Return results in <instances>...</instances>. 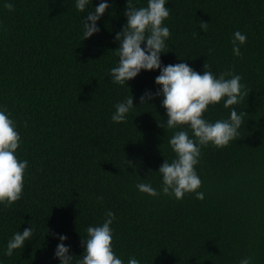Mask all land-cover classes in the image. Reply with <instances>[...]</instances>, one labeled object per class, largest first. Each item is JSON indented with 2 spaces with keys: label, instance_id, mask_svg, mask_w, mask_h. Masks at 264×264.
Returning a JSON list of instances; mask_svg holds the SVG:
<instances>
[{
  "label": "trees",
  "instance_id": "obj_1",
  "mask_svg": "<svg viewBox=\"0 0 264 264\" xmlns=\"http://www.w3.org/2000/svg\"><path fill=\"white\" fill-rule=\"evenodd\" d=\"M76 2L0 0V110L21 137L14 154L28 161L21 199L0 203V264H60L59 235L67 236L76 264L87 227L102 225L108 211L115 215L112 248L123 264H240L247 257L264 264V0L165 3L163 26L171 35L162 65L186 62L203 74L207 63L217 78L240 75L249 92L232 106L246 112L239 137L223 148L201 147L195 170L203 200L195 192L181 200L162 192L158 169L175 158L169 140L181 130L194 135L186 125L167 127L162 96L140 104L146 90L160 88L159 69L141 70L123 86L110 78L127 0H107L100 31L83 41L82 19L103 0H89L84 13ZM132 4L146 7L147 0ZM236 31L247 37L239 57L232 51ZM130 96L126 122L112 121L115 105ZM226 99L209 105L203 118L228 120ZM138 183L160 194L142 193ZM32 226L33 238L6 256L14 234Z\"/></svg>",
  "mask_w": 264,
  "mask_h": 264
},
{
  "label": "clouds",
  "instance_id": "obj_2",
  "mask_svg": "<svg viewBox=\"0 0 264 264\" xmlns=\"http://www.w3.org/2000/svg\"><path fill=\"white\" fill-rule=\"evenodd\" d=\"M165 3L166 0H147L146 7L137 8L132 4V0H127L124 13L127 22L115 35V40L120 42L119 47L114 49L117 50L119 63L110 70L109 75L113 83L123 86L141 70L159 69L160 74L155 77V83L160 88L155 93L146 90L140 96V104L150 103L156 96H162L161 107L166 109L167 127L176 129L186 125L194 135V138H190L187 131L181 130L175 132L169 140L175 158L171 163L164 159L158 169L162 174V192L178 200L183 199L186 193L195 192L196 198L203 200L204 193L197 191L202 181L195 170L201 156V147L212 144L217 148H223L239 137L238 129L246 112L237 114L232 106L239 104L249 92L246 89L242 91L245 86L240 83L242 79L240 75H233L228 71L221 73L217 78L208 70L210 65L207 63L204 64L203 74L195 71L186 62L162 65L161 53L168 52L165 51L168 47L166 40L171 35L169 28L163 26L164 20L170 15V9ZM75 6L80 13H84L89 6V0H77ZM4 7L9 11L15 10L12 3H5ZM109 7L107 0H103L93 11H88L87 16L82 19V41L100 31L97 21ZM207 26V22L200 21L201 28L206 30ZM246 40V35L240 31L234 33L232 51L235 56H241L240 45ZM225 97L227 99L224 101V107L231 108L230 118L214 123L206 121L203 114L208 106L218 104ZM133 107V96L117 103L116 111L111 117L112 121L126 122L127 114ZM15 127L10 114H7L6 110H0V203L6 207L21 199L24 173L28 166L27 160L20 161L14 154L21 140ZM136 187L140 192L150 196L160 194L150 184L138 183ZM106 217L102 225L87 227V239L82 237L81 240L84 252L76 264H123L112 248L113 230L110 225L115 215L108 211ZM34 232V226L25 228L22 233L18 231L9 240L4 254L11 257L13 250L23 249L25 242L33 238ZM66 239V235H59L61 242L54 253L60 264H72L74 258V255L69 254L70 246L63 243ZM251 260V257L244 258L240 264H250ZM128 264L140 262L130 258Z\"/></svg>",
  "mask_w": 264,
  "mask_h": 264
}]
</instances>
